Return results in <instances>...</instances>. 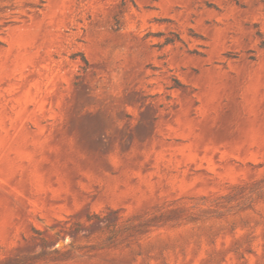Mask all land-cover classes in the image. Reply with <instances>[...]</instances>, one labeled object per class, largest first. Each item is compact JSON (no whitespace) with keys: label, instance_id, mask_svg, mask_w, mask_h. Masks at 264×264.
I'll list each match as a JSON object with an SVG mask.
<instances>
[{"label":"rangeland","instance_id":"1","mask_svg":"<svg viewBox=\"0 0 264 264\" xmlns=\"http://www.w3.org/2000/svg\"><path fill=\"white\" fill-rule=\"evenodd\" d=\"M0 264H264V0H0Z\"/></svg>","mask_w":264,"mask_h":264}]
</instances>
